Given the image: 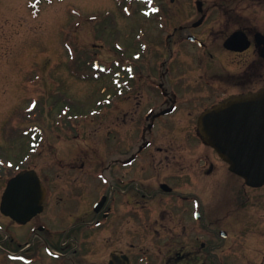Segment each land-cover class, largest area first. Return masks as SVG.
I'll use <instances>...</instances> for the list:
<instances>
[{
    "label": "flooded vegetation",
    "instance_id": "af4514ba",
    "mask_svg": "<svg viewBox=\"0 0 264 264\" xmlns=\"http://www.w3.org/2000/svg\"><path fill=\"white\" fill-rule=\"evenodd\" d=\"M103 1L69 9L62 45L90 96L30 99L0 143V264H226L211 196L238 195L241 178L199 118L264 87L261 0ZM23 170L44 188L24 222L4 196Z\"/></svg>",
    "mask_w": 264,
    "mask_h": 264
},
{
    "label": "rangeland",
    "instance_id": "374dc122",
    "mask_svg": "<svg viewBox=\"0 0 264 264\" xmlns=\"http://www.w3.org/2000/svg\"><path fill=\"white\" fill-rule=\"evenodd\" d=\"M35 1L0 0V143L4 133L10 135L17 125V114L25 111L30 99L50 97L51 92L61 88L80 101L94 90L91 83L79 81L66 72L67 57L62 46L63 39L66 42L70 38L64 36L65 29L70 28L65 26L66 22L71 16L77 17L69 15V9L84 6L90 0L85 4L83 0ZM97 4L95 9L106 7L103 0ZM256 12L264 30V0ZM86 29L80 33L82 40L87 37ZM67 42L72 43L71 39ZM18 137L27 139L24 136L16 139ZM16 145L20 151L21 146ZM3 156L14 158V154L4 148ZM22 156L20 151L18 158ZM35 160L39 163L44 159L37 155ZM239 187L238 195L224 200L211 196V217L219 220L217 227L226 229L230 236L225 242L231 247L226 264H264V186L247 187L240 179Z\"/></svg>",
    "mask_w": 264,
    "mask_h": 264
},
{
    "label": "water",
    "instance_id": "95a60500",
    "mask_svg": "<svg viewBox=\"0 0 264 264\" xmlns=\"http://www.w3.org/2000/svg\"><path fill=\"white\" fill-rule=\"evenodd\" d=\"M260 43H263L264 48L263 36ZM200 122L205 142L229 163L231 171L242 176L250 186L263 184L264 88L212 108ZM28 178L32 180L28 182ZM15 193L18 197L13 200L10 196ZM42 193L34 173L21 172L7 186L9 202L7 200L8 208H5V213L19 220H26L38 210L40 199L36 195Z\"/></svg>",
    "mask_w": 264,
    "mask_h": 264
}]
</instances>
